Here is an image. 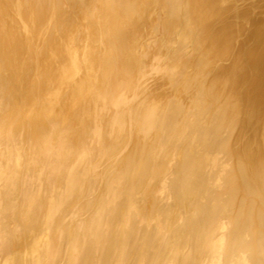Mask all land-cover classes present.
Masks as SVG:
<instances>
[{"label":"bare ground","instance_id":"6f19581e","mask_svg":"<svg viewBox=\"0 0 264 264\" xmlns=\"http://www.w3.org/2000/svg\"><path fill=\"white\" fill-rule=\"evenodd\" d=\"M263 3L0 0V264H264Z\"/></svg>","mask_w":264,"mask_h":264},{"label":"rangeland","instance_id":"374dc122","mask_svg":"<svg viewBox=\"0 0 264 264\" xmlns=\"http://www.w3.org/2000/svg\"><path fill=\"white\" fill-rule=\"evenodd\" d=\"M261 6H262V7H261ZM258 7H259V8H258ZM263 8H264V3H263V5L261 4L260 6H257V7H255V8L252 10V11H253V12H252V13H253L252 15H253V16H257V19H256V21H255V25H254L255 28H261V29L264 28V23H263V22H264V20H263V19H264V9H263ZM260 9H261V10H260ZM261 11H263V12H261ZM255 12H256V13H255ZM260 17H261V19H260ZM152 20H153V19L150 20V21H151V22H150V25H151V26L148 25V22H149V21L146 23V24L149 26L148 28H151V29H152V27H153V25H152L153 21H152ZM155 20H156V19H155ZM262 20H263V21H262ZM154 22H155V21H154ZM260 22H261V23H260ZM155 23H156V22H155ZM256 23H257V24H256ZM262 23H263V25H262ZM153 24H154V23H153ZM258 24H259V25H258ZM153 28H154V27H153ZM146 30H148V29H147V26H146ZM149 31H150V29H149ZM146 32H147L148 34H147ZM143 33H144V34H143ZM151 33H153L152 30L150 31V34H149L148 31L143 30V32H142L143 35L141 36L142 39L145 40V38H147V40H148L151 36H152L151 38H153L154 36H153V34L151 35ZM146 34H147V36H146ZM144 35H145V38H143ZM149 35H150V37H148ZM238 36H239L240 38H239V37L237 38V36H236L237 41H240V40H242V39L244 38V36H243L242 34H240V35H238ZM241 36H242V37H241ZM168 37H169V35H168ZM168 39H169L170 41H169ZM168 39H167V43H168L167 46H171V39H170V38H168ZM263 43H264V41H263ZM263 43H262V45H261L262 48H264V44H263ZM183 44H184V42H181V43L179 42L178 44H175V45H176V46H177V45H178V46H181V45H182V47H181V51L184 49V50L182 51L183 54H184V55H188L190 49H189V51L187 50V52H186L185 50L188 49V48H187V47L185 48L186 45H185V44L183 45ZM175 45H174L173 47H175ZM173 47H172V48H173ZM185 53H186V54H185ZM227 62H228L227 60H223L222 63H227Z\"/></svg>","mask_w":264,"mask_h":264}]
</instances>
